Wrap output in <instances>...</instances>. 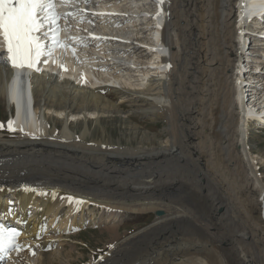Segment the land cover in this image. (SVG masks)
Returning <instances> with one entry per match:
<instances>
[{
  "label": "bare ground",
  "instance_id": "obj_1",
  "mask_svg": "<svg viewBox=\"0 0 264 264\" xmlns=\"http://www.w3.org/2000/svg\"><path fill=\"white\" fill-rule=\"evenodd\" d=\"M83 1L53 0L49 12L62 22L49 26L58 38L49 39L39 72L0 64V107L14 112L16 70L32 101L23 114L11 94L18 117L12 130L0 127V223L20 238L57 223L60 247L65 232L92 223L86 208L112 218L163 209L150 227L111 236L98 264H264V179L248 145L250 130L264 125V73L242 61L248 38L251 67L264 64V0H88L89 10ZM90 25L101 39L86 38ZM153 113L166 117L165 140L131 124L132 115ZM104 118L130 123L140 143L158 146H113ZM94 123L102 135L93 136ZM8 130L17 138L6 140ZM44 240L34 252L28 243L39 241L16 239L21 247L8 261L23 250L36 264H61L64 250L45 252Z\"/></svg>",
  "mask_w": 264,
  "mask_h": 264
},
{
  "label": "rangeland",
  "instance_id": "obj_2",
  "mask_svg": "<svg viewBox=\"0 0 264 264\" xmlns=\"http://www.w3.org/2000/svg\"><path fill=\"white\" fill-rule=\"evenodd\" d=\"M59 24H58V26H60ZM68 26H70V28H68V30L73 31V29L71 28L72 25L68 24ZM257 35L258 36L260 35L259 37L264 39V33L263 34L258 33ZM144 38H146V37H143V39ZM246 39H248V38H246ZM246 41H248V40H246ZM255 43H257V42H255ZM247 44H248V42H247ZM246 50L248 52H246ZM246 50H244L245 52L242 53V56H243L242 61H244V64L247 63V65H245V67L248 69H251V71H252L253 67H251V65L253 63H252V61H249V60L253 57H251V56L249 57L248 53H251V52L249 51V49H246ZM263 55H264V52L262 54H260V58ZM246 57H247V59H246ZM149 58H151V57H149ZM39 63H40V61H39ZM256 65H254V67H256ZM154 72L156 73L155 69L152 70V73H154ZM56 73L58 74V72H56ZM263 73H261V74L259 73V75L262 76ZM154 78H156V77H154ZM157 81L158 80H154L153 81L154 84H156ZM105 84L111 85L112 83L107 81V82H105ZM245 90H247V88H245ZM242 95L244 96V94H242ZM245 97H248L247 92H245ZM126 108H127V106H126ZM10 112H11V110L9 109V105L0 107V116H1L0 117V120H1L0 124H2V125L6 124V122L8 121L7 118L9 116ZM153 114L150 116L147 115L145 117L144 116H138V115H132L130 118V121L131 122L134 121L135 124L133 122L131 124L136 125L135 127H137L140 130V133L145 132V133H149V134L151 133V135H157V136L159 135L157 138H159L160 141L165 140L170 134L169 128H167L168 122L166 120V117L162 115L164 113L159 114V115H156L155 113H153ZM128 122H129V120H128ZM103 124L106 125L108 128L107 134L104 136L106 137V139L114 142L115 144L113 146H115V147L116 146H118L120 148L123 147L125 150L131 151V148L136 149L139 147V145H143L144 147H146L149 144H154V145H150V147L155 146V145L158 146V142H159L158 139L151 140V141L146 140L143 143H140L139 138L142 136V134L137 135V134L130 132V130L127 127V125H130V123H128V124L126 123L127 125H125L122 122H120L119 119L104 118ZM254 125L256 126L257 124H254ZM95 127H96V124L94 123L92 126L93 136L96 137L99 134L102 135L101 130H97V129H95ZM7 133H8L7 134L8 136L4 137L6 140L15 139V137L17 138V135H14V133H11L8 131H7ZM250 133L251 134H249V137H248V145L250 147V158L252 159L251 162H253V164H254V169H257V170L259 169V172H260L259 177L261 179H264V125L261 126L260 128H258V130L257 129H251ZM131 135H132V137H131ZM162 135L164 138L162 137ZM118 141L121 143H119ZM253 160H255V162ZM217 161H218V165L223 164L222 160L219 157H217ZM227 176H228V173H227ZM231 180H233V183L235 182L234 178H231L230 181ZM231 183H232V181H231ZM221 206L222 205H217L215 209L218 210ZM85 210H86L87 214L90 213L87 215V217L92 220V223L88 222V224H87V222H85V224H82L81 228H78L77 230L74 228V230L72 229L69 232H65V234L63 236L64 238L62 237L63 238L62 239L63 244L60 247L58 245L60 238H57L60 234L55 233L52 230L53 227H57L56 226L57 223L52 227H48V225H45L46 228H44V230H43V228H40L39 231H40L41 235L35 234L34 236H32V238H28V237L27 238H21V240L34 239L37 242L39 241L38 243H36L34 245L31 242H29V243L27 242L28 245L32 246V249L34 252H37V247H39V246H37V244L42 245L39 247V249H41V247L44 246L43 243L41 242V240L42 241L44 239L49 240L47 243V246L44 247L43 250L45 252H53L54 251V253H56V254H59V251L61 249L64 250V253L62 252L63 253V259L61 260V264H98L101 261H104L101 259V257L106 256L108 251L111 249L110 246H112V244L108 242L111 240V236H113L112 240H114L117 236H129V235H131L132 232H136L139 229L142 230L143 228L145 229L147 227H150L154 223L155 218L159 217L164 211L163 209L162 210L159 209L156 211L147 210V211H143V212H138L137 213L138 216L137 215L133 216L132 212H127V213L125 212V213H119V214L116 213L117 216L116 217L114 216L112 218L110 215L109 216H107V214L103 215V209H98L95 212V215L93 213L89 212L88 211L89 209L87 210V208H86ZM29 211L32 212V210H29ZM118 219H120V220H118ZM107 225L110 226L111 231H105L106 230L105 227H108ZM175 226H176V224H174V228H175ZM41 229H42V231H41ZM107 230H110V229H107ZM46 233L48 235H46ZM50 235L53 236L52 239H49ZM68 252L70 253V255L65 256V254H67ZM23 253H24L23 250H20L17 254V256L20 260L18 258H16V259L19 262L21 261L20 263L18 261H16L15 263L7 262V260H8V257H7V258H4V260L2 262H0V264H3V263H5V264H25V261L31 262V264H36L35 258L33 259L32 255L25 257L23 255ZM54 263L58 264L57 261H54Z\"/></svg>",
  "mask_w": 264,
  "mask_h": 264
},
{
  "label": "snow or ice",
  "instance_id": "obj_3",
  "mask_svg": "<svg viewBox=\"0 0 264 264\" xmlns=\"http://www.w3.org/2000/svg\"><path fill=\"white\" fill-rule=\"evenodd\" d=\"M62 2H68V0H62ZM164 2L165 0H157L159 4ZM53 7V0H0V36L5 46L4 51L0 52V64L9 70L31 68L35 72L40 71L36 67L40 57L51 55V52L44 51L41 42L48 37V32L42 30L49 18L52 24H55L58 19L54 13L49 12ZM52 38L56 40L58 37ZM96 39L101 38L96 37ZM12 124L13 121L9 120V130H12ZM0 127L3 125L0 124ZM67 199L69 202L73 201L72 197ZM76 203L83 204L85 201H76ZM17 235L19 233L16 229H5L3 225H0V251L21 247L15 243ZM101 259L105 260V257Z\"/></svg>",
  "mask_w": 264,
  "mask_h": 264
}]
</instances>
